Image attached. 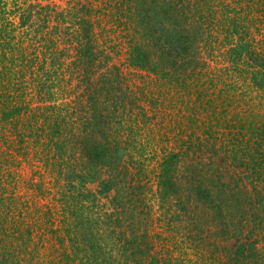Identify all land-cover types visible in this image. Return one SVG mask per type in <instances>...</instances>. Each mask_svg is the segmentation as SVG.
I'll list each match as a JSON object with an SVG mask.
<instances>
[{"label":"rangeland","instance_id":"374dc122","mask_svg":"<svg viewBox=\"0 0 264 264\" xmlns=\"http://www.w3.org/2000/svg\"><path fill=\"white\" fill-rule=\"evenodd\" d=\"M126 1L0 0V264H264V172L253 171L264 163V64L233 63L239 38L219 19L237 15L213 4L198 60L177 64V78L164 64L135 67L129 48L149 40L141 9L125 17ZM239 2L224 3L251 18L252 48L264 54V3ZM84 6L95 64L79 63L83 29L58 17ZM111 82L124 91L117 117L98 116L92 93L105 101ZM90 118L105 119L109 137L92 140ZM103 146L108 155L93 159ZM170 153L178 166L163 185ZM112 178L118 185L105 191Z\"/></svg>","mask_w":264,"mask_h":264},{"label":"trees","instance_id":"16d2710c","mask_svg":"<svg viewBox=\"0 0 264 264\" xmlns=\"http://www.w3.org/2000/svg\"><path fill=\"white\" fill-rule=\"evenodd\" d=\"M130 4L126 1L127 10L125 9L126 14L124 13L125 17L128 15H131V10L135 7L134 10L141 9L140 11L136 12L134 15H136L139 19V24L143 25L145 27L146 33V39L149 40L148 47L145 45H142L140 43H134L131 45V48H129V54L127 56V60L129 64L145 68L148 64H164V76L170 77V78H177L174 77V71L179 67H177V64L180 62L187 63V64H193L195 60H198L196 57V46L197 44V37L200 41H202V38L199 36L204 35V31H206V28L209 26L206 25V20L204 19L208 12L211 13V8H213V4L221 8V11L223 14H227L228 12L236 13L237 16H223V18H220L219 22L222 24H231L233 25L234 33L237 36L239 40H237L236 45L231 46V48L228 50L231 55H233V63H236V61H240L243 59H246L248 64H255L253 61H256L259 64H264V54H257L253 48H252V36L250 33V30L248 28L250 23H246L247 20L251 19L248 18L247 15H240L239 10H237V5L233 6L231 3L225 4V0H204L202 3L200 1H193L190 5V8L188 4H182V6L178 7V4L174 3L170 0V2L162 4V5H154L152 0H128ZM243 0H237V2ZM261 4L264 3V0H259ZM227 2V1H226ZM125 3V2H123ZM202 4V5H201ZM242 4V3H241ZM225 6V9H224ZM204 11V14L203 11ZM186 11V12H185ZM189 11V12H188ZM81 12L85 13H91L90 8H86V6L82 7L80 10L76 12H61L58 13V17L62 19L61 23L65 24L66 19L69 21H72L73 24L79 25L82 31H84V38L88 39L86 42V46L83 47L82 50H80V60L79 63L81 64H95L97 59V51L94 52V43L90 40V32L93 29V24L89 22L87 18L79 17V14ZM127 12L129 14H127ZM188 12V14H187ZM193 12V13H192ZM227 12V13H226ZM193 14V17L191 16ZM31 17V13H29ZM222 19V20H221ZM218 20H213L212 29L216 30L218 26ZM27 21L24 20L23 24H25ZM219 23V24H220ZM264 23V20H263ZM253 24V23H252ZM217 25V26H215ZM254 25V24H253ZM3 31V30H2ZM4 32V31H3ZM81 32V31H80ZM207 37L210 39V42L213 41V36L207 30ZM4 37V35L2 36ZM250 40V41H249ZM77 41H80V39H77ZM3 49L6 48V44L4 43ZM84 45L83 43H81ZM3 55V54H2ZM82 55V56H81ZM246 55V56H245ZM53 56V55H52ZM245 56V57H244ZM56 62H53V64L57 63V55L55 54V57L53 59ZM171 69L169 70L168 68ZM177 67V68H176ZM188 67V66H187ZM153 71L157 70V67H152ZM169 71H168V70ZM91 71V70H90ZM119 76L123 77V74L120 73L121 70L118 71ZM158 73V72H157ZM173 73V74H172ZM121 83L119 81V78L117 76L116 84ZM105 84L109 85V80ZM116 84L114 82H111L110 85L111 88H105L107 90L106 97L107 99L103 101L99 97V94H93V98H91L90 105L95 109V112L98 116L100 115H106L108 110L110 109L111 112L107 113L109 114V117L112 116L113 118L117 117L116 113L119 110L118 100L119 96H122L121 94L124 92L123 88H121L120 84L117 88ZM108 90L111 92L108 95ZM109 99L112 100L109 102ZM258 121V117L254 116L253 120L247 121V119L244 121L246 123H250L252 125L251 132L255 130H258L259 128L256 126ZM100 122V121H99ZM95 121L93 119H89L87 121V127L92 129L91 132V139L93 140L94 133L95 134H101L104 139L109 137V134L107 131H104V129L108 128L109 125L106 123L105 119L102 118L101 122ZM244 123H241V126ZM262 124V123H261ZM264 126V123L262 124ZM255 126V127H254ZM261 128L262 126L259 125ZM246 127V126H245ZM260 128V129H261ZM259 133L264 136V128L263 130H259ZM260 134V135H261ZM109 147V144L106 145ZM106 146H103L101 151H96L92 155L93 159L100 160V158L106 157L108 154V148ZM120 151L116 154L117 157L111 156L110 158L114 161L115 158L119 159ZM178 155L174 153H170L168 156L165 157L163 160V164L161 167V173L160 177L162 179L161 183L164 185L166 182H172V176L175 173L177 166H178ZM96 162V160H95ZM241 167H245V163H240ZM94 168V167H93ZM257 169H254L253 171H257L259 174L260 172H264V163H257L256 166ZM260 176V174H259ZM245 177V176H244ZM248 178V177H247ZM119 181L117 178H112L107 184L103 185L105 191L112 190L116 185H118ZM174 186V185H173ZM168 187V185H167ZM225 187V186H224ZM172 188V187H171ZM166 189V188H165ZM169 189V188H167ZM196 199L198 201H207V204L214 205L216 204V207L223 211L225 208L229 207L228 201L224 198L220 199V202L216 203V200L212 198V196L202 193V192H196ZM234 252L236 257L244 256V247L241 245L239 246L238 243L234 246ZM153 264H157V262H152Z\"/></svg>","mask_w":264,"mask_h":264}]
</instances>
